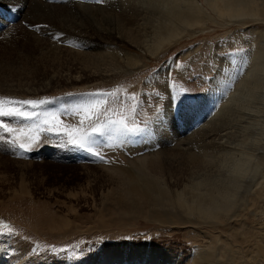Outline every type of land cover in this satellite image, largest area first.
Instances as JSON below:
<instances>
[{"label": "rangeland", "instance_id": "1", "mask_svg": "<svg viewBox=\"0 0 264 264\" xmlns=\"http://www.w3.org/2000/svg\"><path fill=\"white\" fill-rule=\"evenodd\" d=\"M205 7L208 19L205 25L195 27L197 34L182 38L156 58L125 42H107L106 51L101 50L107 55L128 52L138 61L144 57L145 64L136 69H112L107 77L105 71L110 65L96 79L88 75L84 81L74 74L49 87L46 76L33 77L37 83L32 87L27 78L17 90L0 88V97L51 101L37 111L55 113L63 121L61 127L75 126L84 118L83 114H74L75 110L96 99L85 94H135L139 101L137 121L148 123L145 133L123 143L116 138L95 156L43 134L28 152L13 150L0 141V264H195L211 248L220 255L213 264H264V120H257V109L251 110L255 120L250 131L262 141V153L253 158L254 165L251 162L247 166L248 171L254 169L245 181L249 185L248 199L242 202L238 197L234 201L236 219L227 223L226 219L215 226L187 218L182 223L165 222L148 204L136 200L128 201L130 205L119 203L120 176L116 181L102 168L132 166L139 158L175 148L179 141L192 138L224 112L241 83L256 70L255 63L264 52V21L239 24L218 16L207 3ZM5 11L10 14L11 9ZM57 14L59 9L49 15L41 13L38 19ZM28 19L30 28L39 30L40 36L54 28L37 25L29 15ZM15 28L16 36L25 30ZM64 32V42L78 41V35ZM26 37L18 43L23 46L19 52L8 48L0 34V67L15 63L20 54L33 49L32 41H24ZM52 72L59 71L49 75H61ZM262 95H257L259 103L255 101L254 106L261 105L260 115L264 117V90ZM247 99L243 95L241 102ZM113 107L127 115L131 105ZM145 139L148 141L143 143ZM220 162L224 173L232 167Z\"/></svg>", "mask_w": 264, "mask_h": 264}, {"label": "bare ground", "instance_id": "2", "mask_svg": "<svg viewBox=\"0 0 264 264\" xmlns=\"http://www.w3.org/2000/svg\"><path fill=\"white\" fill-rule=\"evenodd\" d=\"M71 1L0 0V15H8L4 11L9 12L10 8V16L16 17L18 22L17 25L15 21L13 24L10 22L6 24L3 22L5 19L0 18V31H3L0 34L9 44L8 48L19 51L18 48L23 46H19L18 43L26 36H31V39L26 37L24 41L33 43V49L20 54L15 63L0 67V88L4 91L13 88L17 90L25 84L23 80L27 78H30L29 84L32 87L37 83H35L37 78L44 76L49 82L47 85L49 87L58 83L60 79L69 78L74 74L78 75V79L83 77L85 79L88 75L96 79L103 68L110 65L111 68L105 71L107 77L112 69L117 72L136 69L145 64L144 57L138 61L128 52L124 55L121 53L107 55L101 50L106 51L107 42L110 44L125 42L131 43L133 48L141 49L145 56L156 58L179 43L182 38L193 36L197 32L195 27L206 24L205 19H208L206 3L212 12L231 22L236 20L239 24H244L248 20L264 21V0H78L79 2L76 0L77 3ZM55 9H59V14L47 16L45 20L38 19L41 13L53 14ZM28 15L37 25L53 26V30L47 29L46 33L40 36L39 30L34 31L30 28L32 26ZM84 17L87 18L85 26ZM14 24L15 26H11ZM17 26L27 31L22 30L16 36ZM144 27L145 32H141ZM63 32L78 35V41L72 42L71 39L69 41L72 43L69 44L66 39L69 45H64L66 41L61 39ZM59 38L60 40H57ZM42 44L44 46H40ZM98 48L99 52L96 53ZM65 53L71 54L72 57ZM262 54L258 58V63H255L256 70L247 76L241 83V89L238 88L236 95L232 96L233 102H229L224 112H219L192 138L179 141L175 148L163 149L156 154H150L151 156L139 158V162L134 161L132 166L102 167L110 178L116 180L117 177H121L118 178L117 189L121 194L118 198L119 203L127 205L128 201L136 200L148 204L149 207L155 208L156 214L159 212L160 218L165 222L182 223L183 220L194 219L197 223H212L217 226L216 223L219 221L227 219L225 221L227 223L234 219L236 209L232 204L239 198L242 202L247 198L245 195L249 185H246L245 181L252 177L249 172L254 170L249 167L248 171L247 166L257 154L262 153L260 152L262 141L257 139L256 133L250 131V126L255 120L251 115L252 109H257V120H264L263 114L260 115L261 105L254 106L255 101L259 103L257 100L260 98L257 95L260 93L262 95L264 90ZM65 59H68L67 63L63 62ZM65 66L67 71L64 73ZM54 70L59 72L52 73H61L60 77L49 75V72ZM86 80L88 79L84 81ZM38 91L39 89L36 90ZM243 95L248 97L244 103L241 102ZM147 141L145 139L143 143ZM220 159L232 166L226 173L223 172ZM225 251L227 248L224 249V256H227ZM219 256L218 252L211 248L202 254L195 264H213V260Z\"/></svg>", "mask_w": 264, "mask_h": 264}, {"label": "snow or ice", "instance_id": "3", "mask_svg": "<svg viewBox=\"0 0 264 264\" xmlns=\"http://www.w3.org/2000/svg\"><path fill=\"white\" fill-rule=\"evenodd\" d=\"M182 94V93H181ZM96 97L79 106L74 114H83L78 124L64 125L55 113L37 111L51 103L46 99L16 100L0 97V141L13 150L28 152L44 137L63 141L66 146L96 155L103 147L120 138L123 143L127 138L145 133L147 121L141 127L137 121L139 101L135 94L122 97L112 93H89ZM131 105L129 113H118L116 106ZM121 118H117V116Z\"/></svg>", "mask_w": 264, "mask_h": 264}]
</instances>
